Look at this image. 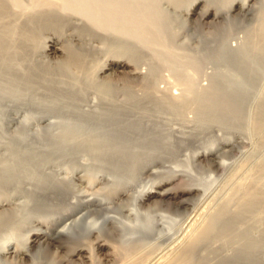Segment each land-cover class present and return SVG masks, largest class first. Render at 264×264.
Instances as JSON below:
<instances>
[{
  "label": "rangeland",
  "instance_id": "rangeland-1",
  "mask_svg": "<svg viewBox=\"0 0 264 264\" xmlns=\"http://www.w3.org/2000/svg\"><path fill=\"white\" fill-rule=\"evenodd\" d=\"M33 1L18 0V7L21 6L22 9L13 6L12 11L16 12V15L13 13L10 18L11 20L15 18L19 29L23 30L24 22L33 17L34 24L28 30L26 29V33L29 35L38 34L39 37H45L49 35L48 33L56 32L65 36L71 31L67 22L62 26L64 22L62 20L70 13L69 11H59L63 17L62 20L53 10L50 11L51 13L45 12L50 7L57 9L59 0H44V5L42 4L36 9L32 8ZM85 1L92 3L95 7L99 8L100 6L99 10L102 13L108 15L120 13V17L125 16L123 22L122 18H120L121 21L119 20L122 24L115 27L98 29L93 27L92 29L98 34V39L88 42L84 40L83 42L96 46L102 52L110 50L115 53L128 51V49L134 52L138 62L151 64V76L154 73L151 79L155 85L153 88L155 89L153 90L155 99L167 97L168 94H180L178 100L185 103V109L180 114H171L167 110L162 112L159 110L158 112L156 109L150 108L151 106L148 104L150 106V109H146L148 116L141 118L143 127L132 128L126 122L112 124L109 121L105 123L99 122L97 119L94 121L90 119L97 116L103 105L101 104L103 99L108 101L115 99L116 102L122 100L124 96L121 92L117 95L103 94V92L101 94L95 88L89 87L87 90L78 91L75 94L76 97L72 99L59 98L61 95L52 99L54 94L42 87L19 96H16L9 89L0 90V154L3 153L0 159L3 160L2 158L6 157L8 152L13 149H16L19 154L16 174L8 173L5 177V181L15 187L18 194L23 195L15 201L19 203L18 214L26 217L30 215L33 198L27 192H31L35 188L37 180L42 175L53 173V175L63 176V169L71 163H82L88 168L95 169L104 166L105 161H101V158L96 157L97 155L107 157V155L111 156L115 153V158L121 157L119 163L122 162L121 164H123L127 155L134 156L138 159L136 162H140L142 157L153 153L159 154L168 159L167 165L196 179L200 191H205L207 195L216 192L214 194L217 197H214L212 206L210 205L208 208L210 209L208 210L209 215L226 206L225 213L227 214L224 215L226 218L223 216L213 222L210 230L197 243L196 249L190 252L188 256L182 257L178 264H264V193H261L264 190V177H261L264 169L263 172L260 170L261 173L258 170V164L264 165V0H254L256 10L246 17L243 16L245 18L222 22L218 29L217 27L203 28L195 31L192 29L188 31L186 29L188 23L187 26L184 24L185 8L195 0ZM201 1L225 7L231 0ZM75 18L79 17L74 16V18H70V21L77 23V26L83 22L88 24L85 18L81 19L83 22ZM76 30L81 31L80 28ZM95 55L101 57L100 53H95ZM90 58L87 56L86 63L89 62ZM28 61H22L24 63L21 64L19 71L21 69L24 73L30 71L34 79L39 81L45 62L38 55L33 56L32 60ZM70 70L72 74L76 73L75 76L73 74V78H79L77 81H81V71L74 68ZM53 77V79H57L54 75ZM60 79H58L60 82L58 84L69 90H74L78 86L70 83L71 79L68 77L64 79L60 75ZM51 82L57 84L55 81ZM135 88L138 89L137 86H134L133 90ZM136 89L135 91L140 95L141 91ZM200 100H202L201 105ZM187 104L188 106L191 104V107H188ZM218 106L222 111L220 113L225 114L223 117L227 121L215 117L202 118L197 111L198 108L205 107L207 111H211ZM192 109L197 112H193ZM48 110L50 111L46 114L47 121L49 120L50 130L55 134L64 129L94 134L112 131L115 128L126 131L125 133L130 136V140L127 147L123 150L119 149L118 153L113 152L114 146L107 141L104 142L102 138H97L94 142L95 145L91 146L96 148V151L85 148V145L79 147L80 149L78 148L74 154L64 153L60 149H52L46 140H41L40 133L42 130L40 132L37 130L38 133L33 131L35 130V126H33L35 116H38L39 111L46 112ZM12 117H18L17 119L24 122L21 129L10 122ZM233 127L234 129H232ZM231 129L237 130V133L243 136L245 141V145L241 147L243 150L239 148L237 151L224 156L220 169L212 166L200 167L193 163L191 156L195 149L209 144L217 136H228L229 132L232 131ZM33 151L34 153H31ZM106 151L108 152L106 153ZM23 152L25 154L26 152L27 154L31 153L33 157L26 154L29 157L28 161L22 160V157L25 158V154L20 155ZM123 169L125 168L111 171L107 177L120 179L122 174L126 173ZM248 176L251 178H247ZM129 180L133 190L147 185L144 174L133 173ZM250 182H252L251 184L254 183V188L248 187ZM237 183L242 186L240 184L238 186ZM255 188L260 194L256 193ZM242 189L246 192H243ZM5 190L7 192L10 189L7 188L2 191L5 192ZM226 192H229L228 195ZM242 193L245 195L243 196ZM252 194L258 198L253 202L251 201L249 205ZM228 199L230 200L227 201ZM256 201H260V203H256ZM237 210L239 211L237 212ZM231 211L232 213H230ZM158 213L152 216L146 211L139 210L136 212V217L134 216L136 221L141 220L140 223H144L147 218L150 219L149 217H151L156 224L152 227L153 230L151 229L149 238L139 242L131 250L128 255L129 259L162 248L168 242L165 239L169 238L168 236H174L177 232L182 213H177V216L174 215L175 213L164 211ZM25 226H30V220Z\"/></svg>",
  "mask_w": 264,
  "mask_h": 264
},
{
  "label": "bare ground",
  "instance_id": "bare-ground-1",
  "mask_svg": "<svg viewBox=\"0 0 264 264\" xmlns=\"http://www.w3.org/2000/svg\"><path fill=\"white\" fill-rule=\"evenodd\" d=\"M43 1L34 0L32 8L36 9L38 6H42ZM15 2L16 0H0V90L9 89L16 96H19L42 87L54 94L52 99L60 95L59 98L72 99L76 97L75 94L78 91L87 90L89 87L95 88L101 94L103 92V94L117 95L121 92L124 96L122 100L116 102L115 99L109 101L103 99L101 101L103 105L97 116L90 119L93 121L97 119L99 122L103 121L105 123L109 121L112 124L126 122L132 128L143 127L141 118L148 116L146 109L152 108L158 112L159 110L161 112L167 110L171 114H180L185 109V103L178 100L180 94L174 95L175 93H173L168 94L167 97L155 99L153 95L155 85H153L151 79L154 73L151 76V64L138 62L134 52L129 49L128 51L115 53L110 50L102 52L96 46L88 45V41L98 39V34L92 29L93 27L96 29L115 27L122 24L120 18L123 22L125 15L120 17V13H115V15L110 13L108 15L103 12V14L99 10L100 6L99 8L95 7L85 0H59L57 9L50 7L45 12H52L53 10L62 20L63 17L59 11H69L70 13L62 20V22L64 21L62 26L67 22V26H70L71 31L65 36L51 32L48 33V36L39 37L38 34L33 36L26 33L29 27L34 24L33 17L26 18L27 22H24L23 30L19 29L15 18L11 20V15L16 13L12 11L13 6L18 7V0L17 3ZM254 3V0H231L227 6L222 7V5L217 6L195 0L185 8L184 24L187 26L188 23V27H186L188 31L216 27L218 29L222 22L230 19L237 20L252 14L256 10ZM19 7L21 8V6ZM74 16L79 17L75 18L78 21L84 18L87 19L88 26L83 20H81L83 23L80 26L70 21V18H74ZM77 28H80L81 31L76 30ZM84 40L87 42H83ZM95 53H100L101 57L94 56ZM35 55H38L45 62L43 69L39 66L43 70L42 75L39 76V81L34 79L32 72L28 71L29 73H27L26 71L24 73L21 71L22 69L19 71L21 64L24 63L22 61L32 60ZM87 56L91 57L88 63L85 61ZM71 68L81 71V81H77L79 78H73L76 73L74 72L73 76L71 72L75 70L72 69L71 71ZM53 75L58 76L57 79H53ZM60 75L64 79L67 77L71 79L70 83L78 85L76 86L78 88L75 87L74 90H69L58 84L60 83L58 80ZM51 81H55L58 85L52 84ZM134 86L138 87V89L135 88L136 90L141 91L140 95L135 89L133 90ZM201 101H199L200 105ZM223 105L225 106V104ZM188 107H191V104ZM229 107L231 108V106ZM205 108H198L197 111L200 117H215L227 121L223 117L225 114L220 113L222 111L219 106L214 109L211 108V111H207ZM49 111H39L33 122V126H35L33 131L38 130L40 132L42 130L40 133L41 140H46L52 149H60L64 153L74 154L79 147L85 145V148L92 151L94 148L91 146L95 145L94 142L97 138H102L104 142L107 141L114 146L113 152L118 153L119 149L123 150L127 147L130 140V136L125 133L126 131L116 130L115 128L112 131L94 134L64 129L55 134L50 130L49 120L47 121L46 114ZM197 111L193 110V112ZM17 118L12 117L10 122L21 129L24 122ZM237 132V130H232L228 136H217L209 144L195 149L191 156L193 163L200 167L212 166L220 169L224 156L245 145L243 136ZM241 149L243 150V148ZM94 150L96 151V148ZM31 153H34V151ZM31 153L27 154L26 152L29 157H33ZM23 154L25 153L23 152L20 155L23 156ZM26 154L25 158L21 156V159L28 161L29 157ZM114 154L107 155V157L97 155V158L105 161V165L96 169L88 168L82 163H71L63 169V176L53 175V173L45 176L40 175L41 177L37 180L35 188L31 192H27L33 198H31L33 200L31 212L30 215L27 214L29 215L27 217L18 214L19 203L15 202L23 195L18 194L16 188L5 181L8 173L16 174L19 154L16 149H13L8 152L6 157L3 155V160L0 159V264H178L182 257L188 256L190 252L196 249L197 243L210 230L213 222L227 214L225 213L226 206L222 205L225 207H221L219 210L216 209V212L212 210L214 213L209 215L208 210L210 209L208 208L210 205L212 206L211 203L216 196L214 194L216 192L207 195L205 191H200L196 179L167 165L168 159L165 157L153 153L142 157L140 162H136L137 158L127 155V157H123L124 163L121 164L122 162L119 163L121 157L115 158ZM263 166L258 164V170L262 171ZM119 168H125L123 170L126 171L124 175L122 174V177L120 176V179L108 178L111 171L119 170ZM133 173L144 174L147 185L133 190L129 180L130 175ZM262 175L261 177H264ZM251 177L248 176L247 178L250 179ZM239 181L241 180L239 179ZM251 183L248 187L254 188V183ZM240 186L242 185L240 184ZM2 188H9L10 190L3 192ZM262 192L264 193V190ZM252 195V198L249 199V205L251 201L253 202L258 198V196ZM242 201L244 203V200ZM260 201H256V203H260ZM252 206L255 207V205ZM139 210L146 211L152 216L157 215L160 211L175 213L174 215L182 213V217L177 232L174 236H168L169 238L165 239L168 242L162 248L129 259L128 255L131 250L139 242L146 240L147 237L149 238L151 229L153 230L152 227L156 224L151 217H149L150 219L147 218V221L144 220L146 221L144 223H140L141 220L136 221L134 216ZM224 217L226 218V216ZM29 220L30 226H25Z\"/></svg>",
  "mask_w": 264,
  "mask_h": 264
}]
</instances>
